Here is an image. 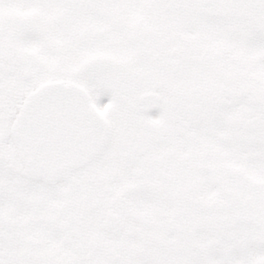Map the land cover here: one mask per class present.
Instances as JSON below:
<instances>
[{"label":"snow or ice","instance_id":"snow-or-ice-1","mask_svg":"<svg viewBox=\"0 0 264 264\" xmlns=\"http://www.w3.org/2000/svg\"><path fill=\"white\" fill-rule=\"evenodd\" d=\"M0 264H264V0H0Z\"/></svg>","mask_w":264,"mask_h":264}]
</instances>
